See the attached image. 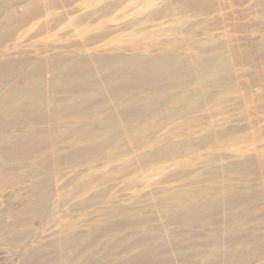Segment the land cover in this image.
Listing matches in <instances>:
<instances>
[{
	"label": "rangeland",
	"instance_id": "rangeland-1",
	"mask_svg": "<svg viewBox=\"0 0 264 264\" xmlns=\"http://www.w3.org/2000/svg\"><path fill=\"white\" fill-rule=\"evenodd\" d=\"M0 264H264V0H0Z\"/></svg>",
	"mask_w": 264,
	"mask_h": 264
}]
</instances>
